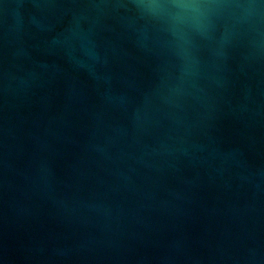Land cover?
<instances>
[{
  "label": "water",
  "instance_id": "95a60500",
  "mask_svg": "<svg viewBox=\"0 0 264 264\" xmlns=\"http://www.w3.org/2000/svg\"><path fill=\"white\" fill-rule=\"evenodd\" d=\"M0 0V264H264V0Z\"/></svg>",
  "mask_w": 264,
  "mask_h": 264
},
{
  "label": "clouds",
  "instance_id": "9594fccd",
  "mask_svg": "<svg viewBox=\"0 0 264 264\" xmlns=\"http://www.w3.org/2000/svg\"><path fill=\"white\" fill-rule=\"evenodd\" d=\"M175 6L187 13H191L193 17H203L208 7L201 0H176Z\"/></svg>",
  "mask_w": 264,
  "mask_h": 264
}]
</instances>
